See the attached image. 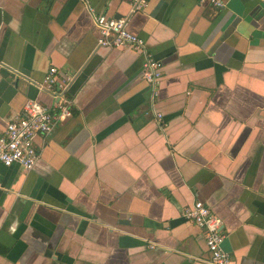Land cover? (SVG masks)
Listing matches in <instances>:
<instances>
[{"label":"crops","instance_id":"0c3cea01","mask_svg":"<svg viewBox=\"0 0 264 264\" xmlns=\"http://www.w3.org/2000/svg\"><path fill=\"white\" fill-rule=\"evenodd\" d=\"M94 13L162 62L154 101L143 54L101 47ZM52 67L73 115L32 170L0 163V264H205L196 200L235 264H264V0H0V137L28 100L56 104Z\"/></svg>","mask_w":264,"mask_h":264},{"label":"built area","instance_id":"2783aa9c","mask_svg":"<svg viewBox=\"0 0 264 264\" xmlns=\"http://www.w3.org/2000/svg\"><path fill=\"white\" fill-rule=\"evenodd\" d=\"M208 2L213 7L223 8L226 0H199ZM147 0H132V11L142 10ZM93 10V9H91ZM95 14V13H94ZM100 32L99 45L106 48H129L144 56L143 75L150 86L152 100L159 95L162 79V62L148 49L145 40L128 29L127 17H114L104 13L94 15ZM71 79H58V69L52 67L44 82L39 85L42 90L50 91L57 102L48 106L37 99L28 100L23 108V114L12 115L0 137V163L5 166L20 165L26 171L32 170L39 160L40 154L35 146V139L39 135L50 134L56 125L72 117L71 100L67 96ZM154 103V102H153ZM162 121L163 114L155 113ZM183 217L194 222L203 229L209 258L205 264H235L223 243L226 235L222 231V221L212 208L202 200H196L183 210Z\"/></svg>","mask_w":264,"mask_h":264},{"label":"water","instance_id":"95a60500","mask_svg":"<svg viewBox=\"0 0 264 264\" xmlns=\"http://www.w3.org/2000/svg\"><path fill=\"white\" fill-rule=\"evenodd\" d=\"M118 18V16H116Z\"/></svg>","mask_w":264,"mask_h":264}]
</instances>
